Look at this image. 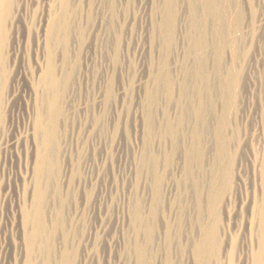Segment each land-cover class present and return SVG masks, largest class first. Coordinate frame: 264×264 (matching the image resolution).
<instances>
[{"label": "rangeland", "instance_id": "374dc122", "mask_svg": "<svg viewBox=\"0 0 264 264\" xmlns=\"http://www.w3.org/2000/svg\"><path fill=\"white\" fill-rule=\"evenodd\" d=\"M65 1L12 0L0 31V264L20 255L62 264L65 252L70 264H142L135 246L146 249L143 264H186L192 235L212 220L200 200L213 178L234 197L220 213L219 247L232 236L237 264L264 127V0H69L68 13ZM53 25L56 74L72 76L43 180L50 237L32 253L23 216L34 209L36 110L55 95L41 79ZM220 253L207 264H229Z\"/></svg>", "mask_w": 264, "mask_h": 264}, {"label": "bare ground", "instance_id": "6f19581e", "mask_svg": "<svg viewBox=\"0 0 264 264\" xmlns=\"http://www.w3.org/2000/svg\"><path fill=\"white\" fill-rule=\"evenodd\" d=\"M222 1H224V0H222ZM68 2H69V0L65 1L64 2L65 4L63 5V9H64V11H67V13H68V8H69ZM11 3H12V0H0V31L1 32L4 31L3 21L9 15ZM217 4L218 3L213 5L212 9H214V11L219 14V8L218 7L221 4H219V5H217ZM224 6H225V4H224ZM221 7H223V6H221ZM216 8H218V10ZM221 10H222V8H221ZM223 13H224V11H223ZM223 13L221 15H223ZM113 14H114V10L111 13V15H113ZM225 14H227V13H225ZM225 16L226 15H224V17ZM219 17H220V15H219ZM222 18L223 17H221V20H222ZM111 20H112V18H111ZM219 23L221 24V21ZM223 23H224V21H223ZM110 26H111L110 21L108 24L105 23V29L111 30V29H109V28H111ZM222 29H224V28H222ZM61 31H63V30H61ZM216 32L219 34V30ZM55 37H56V28L53 25V26H51V29L50 30L48 29V31H47L46 49H48V51H49V57H48V62L45 65V67H43L42 74H41V79L43 81V84L45 86H47L50 90H52V92H54L55 95L52 98L47 97L43 100V102H40L39 109L36 110V114H35V118H34V125H33V123L31 124L34 126L32 133H33V137H34L33 142H35V144H34L35 145V158H34V163H33V174H34L33 175L34 176L33 182H34V184H33V190L31 192L32 193L31 204H34V209H33V211L27 210L24 213L23 223L25 224V226L28 227V231H26L27 233H25L26 234L25 239H27V241H26L27 246L26 247L28 248L27 250L31 251L32 253L39 246L37 244V242L46 239L47 238L46 236L48 235V234H46L47 231L46 232L44 231V221H43V220H45L43 217V216H45V215H43V208H45V206L42 207V205H43L42 202L47 200L46 199L47 198V189L45 188V186H43V180H44L45 175L48 174V170L50 171V170L55 169V165H56L54 163L55 161L53 162V160H51V158L53 157V155H55V153L58 152L57 151V149H58V147H57V144H58L57 134H58V127H59V122H60L59 117L62 114L61 108H60V102H61L60 97L62 99L64 87L67 84V80H70V78L72 76V75H70L71 73L70 74L66 73L65 75L61 74L62 77H60V76L58 77L56 74L57 70H56V67H55V64L53 61V42H54ZM220 41H221V39H220ZM116 58L117 57L115 55V59ZM201 67H203V66H201ZM199 74H201V73H199ZM232 82L233 81L229 78L226 79V82H223L224 87H225L226 91H228V93H230L229 91L231 89ZM2 86H3L2 64L0 63V87L2 88ZM226 91H225V93H226ZM226 95L227 94H225V96ZM226 98L224 97V99H226ZM48 99H49V101H47ZM0 103H2L1 92H0ZM225 103H227V99L225 100ZM197 112H198L200 117H203V115H204L203 109H200ZM263 116H264V112H262V117ZM30 119H31V117H30ZM222 119H225V118H222ZM257 131H259V129ZM199 134H200V131H197L195 133L196 138H197L196 147H195V151L192 154H196L195 155L196 157L198 156L201 158L200 154L202 153L203 144L201 142V137L199 136ZM220 137H219V139H220ZM255 140H257V142H258V149H256V151L253 152L252 154L254 155L253 169L255 171V175L257 178L254 179L255 180L254 188L252 187L254 189V192H252L253 195H251L249 197L247 196L248 197L247 202L246 203L244 202L246 204V206L244 205V207L246 208L245 209L246 213L243 212V216H244V214H246L247 218H246V220L243 219V225L241 227L242 228L241 233L243 235L242 236L243 239H242V242L240 243V251L238 250L239 251V260H238L237 264H264V127L258 132V137ZM224 141L221 138L220 143H222V144L220 145L221 146L220 149L224 148ZM220 146H218V147H220ZM221 151H223V150H221ZM192 156H194V155H192ZM155 160H156V158L153 157L152 160H149V163H148V165H149L148 167H149V169H151V171L153 173L155 171V169L153 170V168H155V166H156ZM220 162H222V161H220ZM225 165H227V162ZM227 167H228V169H232V165H229ZM241 168H242L241 165H238V173L240 171H242V170H240ZM217 169H219V168H217ZM222 171H223V169H222ZM46 172H47V174H46ZM220 175H222V172ZM157 178L160 179V177H157ZM206 179H207V177H206ZM219 179L218 180L215 178L208 179L209 185L207 188V190H208L207 196L201 197V200H200L201 212L202 213L208 212L210 214V216L212 217V220L208 221L209 223H204V220H201L202 224L199 227L198 237L197 238L195 237L196 238L195 239L194 235H192V237H193V244L191 246L192 252H191V255L187 258L186 264H207L211 257H215L220 253V250H221V248H220L221 245L219 247V240L221 238V236L219 234L220 213H221L222 208L225 209L228 207V205L231 204V199L234 197H232L231 193L229 195H226V193H227V187L225 184L226 180H225V182H219V181H222L223 178L221 180H219ZM44 185H45V183H44ZM200 186H201V184H200ZM200 189L203 190L205 188L200 187L199 190ZM234 191H236V190L234 189ZM233 196H234V194H233ZM244 201H246V200H244ZM44 204H45V202H44ZM244 207H243V209H244ZM228 209H229V207H228ZM230 222L227 223V227L224 226L225 227L224 229H226V228L228 229V230L226 229L227 231L230 230V225H231ZM27 227H26V229H27ZM43 233H45L46 236ZM48 236L50 237V235H48ZM232 239H233L232 236L226 237V239H224V244H223L224 247L221 250L222 257H224L223 260L227 259L229 264H232V262H234V261H232V259H233V255H235L234 252L236 251L235 250L236 245L233 243ZM135 247L134 248L137 251L136 255H138V260H139V262H141L143 264L145 261V258H146V249L141 247V246H135ZM219 248H220V250H219ZM18 252H19V250H18ZM32 253L29 252L28 254L31 255ZM20 256H21V258L19 257L18 259H16V261L18 260L16 262V264H34L33 260L31 258H29V255L28 256L25 255V259H23V260H22V255H20ZM50 257L46 261L47 264H50L53 261V259H52V261L50 260ZM51 258H53V256ZM60 258H61L62 264H70V261H69L68 256L66 255V252H65V255L63 254L62 256H60ZM234 258H235V256H234ZM219 259H220V257H219ZM220 263H221V261H220ZM52 264H53V262H52ZM167 264H170V262H168Z\"/></svg>", "mask_w": 264, "mask_h": 264}]
</instances>
